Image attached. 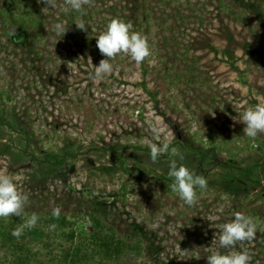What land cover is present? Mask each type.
<instances>
[{"label":"rangeland","instance_id":"374dc122","mask_svg":"<svg viewBox=\"0 0 264 264\" xmlns=\"http://www.w3.org/2000/svg\"><path fill=\"white\" fill-rule=\"evenodd\" d=\"M54 2L0 0V173L27 195L22 213L59 209L85 230L95 214L140 240L141 252L97 264H207L219 226L243 213L257 232L231 251L264 264V134L246 138L239 120L264 105V0H87L79 12ZM115 18L147 37L152 55H118L96 83L106 57L95 36ZM169 140L207 181L194 206L172 191L171 153L150 159ZM46 152L65 163L42 161ZM0 264H14L2 247ZM30 264L61 263L40 252Z\"/></svg>","mask_w":264,"mask_h":264},{"label":"clouds","instance_id":"9594fccd","mask_svg":"<svg viewBox=\"0 0 264 264\" xmlns=\"http://www.w3.org/2000/svg\"><path fill=\"white\" fill-rule=\"evenodd\" d=\"M70 10L79 12L87 0H67ZM45 7H55L54 0H44ZM81 30L86 29L84 23L76 24ZM63 23H56L54 31L63 36L66 31ZM96 37V45L100 53L106 57L94 67L90 77L94 82L100 83L111 77L114 66L110 62L118 55L129 57L136 64H141L152 55V47L143 34L132 31L131 24L119 19H111L105 30ZM239 120L243 122V134L246 138L255 139L264 134V105H256L239 113ZM171 153L173 159L169 161L167 176L171 179V188L180 200L187 206H194L198 199L197 189L206 190L207 181L204 177L196 175L191 169L178 160L183 156L171 147V140L153 145L150 149V159L155 162L162 154ZM28 202L27 195L21 193L12 177L0 173V218L20 216ZM60 210L54 209L53 215L59 216ZM37 216L33 214L27 219L24 227L32 228L36 225ZM23 228L13 230L14 236H19ZM217 241L214 247L209 248L207 264H251V257L246 251H231L238 242L252 240L257 232V225L253 219L243 213H235L230 222L219 226ZM221 249L229 251L222 252Z\"/></svg>","mask_w":264,"mask_h":264},{"label":"trees","instance_id":"16d2710c","mask_svg":"<svg viewBox=\"0 0 264 264\" xmlns=\"http://www.w3.org/2000/svg\"><path fill=\"white\" fill-rule=\"evenodd\" d=\"M0 117L2 121L5 120L3 116ZM135 148L142 149L140 146ZM42 161L57 166L65 163L66 156L46 152ZM119 162L124 165L123 160L120 159ZM243 169L244 174L250 176L256 167ZM33 214L21 213L20 216L12 217L8 225L0 221V247L12 254L14 264H30L38 259L40 252L49 262L97 264L104 261H121L130 253H138L143 249L140 240L122 238L114 227L104 222L99 215L90 216L89 230L76 225V220H70L65 214L60 213L57 217L53 212L46 216L35 214L36 225L32 228L24 227L27 219ZM17 228H23V231L19 236H14L13 230Z\"/></svg>","mask_w":264,"mask_h":264}]
</instances>
